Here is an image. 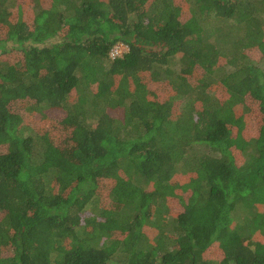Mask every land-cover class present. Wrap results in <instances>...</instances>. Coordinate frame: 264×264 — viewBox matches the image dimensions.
<instances>
[{"label":"trees","instance_id":"trees-1","mask_svg":"<svg viewBox=\"0 0 264 264\" xmlns=\"http://www.w3.org/2000/svg\"><path fill=\"white\" fill-rule=\"evenodd\" d=\"M0 264H264V0H0Z\"/></svg>","mask_w":264,"mask_h":264},{"label":"rangeland","instance_id":"rangeland-1","mask_svg":"<svg viewBox=\"0 0 264 264\" xmlns=\"http://www.w3.org/2000/svg\"><path fill=\"white\" fill-rule=\"evenodd\" d=\"M257 57H259V55L257 54ZM42 113V116H48L52 119H61L64 116V112L63 110H58V109H45ZM34 117L35 116H31V118L34 121ZM35 122V121H34Z\"/></svg>","mask_w":264,"mask_h":264},{"label":"built area","instance_id":"built-area-1","mask_svg":"<svg viewBox=\"0 0 264 264\" xmlns=\"http://www.w3.org/2000/svg\"><path fill=\"white\" fill-rule=\"evenodd\" d=\"M128 50L127 46L120 43L118 45H116L113 50L111 51V57L112 58H116V57H119V56H122L123 53Z\"/></svg>","mask_w":264,"mask_h":264}]
</instances>
